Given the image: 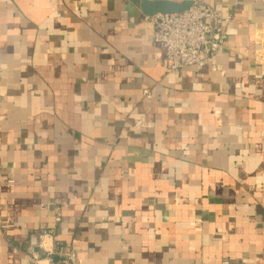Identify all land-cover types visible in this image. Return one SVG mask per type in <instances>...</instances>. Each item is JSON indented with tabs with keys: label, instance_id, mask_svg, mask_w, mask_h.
<instances>
[{
	"label": "crops",
	"instance_id": "1",
	"mask_svg": "<svg viewBox=\"0 0 264 264\" xmlns=\"http://www.w3.org/2000/svg\"><path fill=\"white\" fill-rule=\"evenodd\" d=\"M156 2L230 20L213 66L166 72ZM42 230L77 264H264V0H0V264Z\"/></svg>",
	"mask_w": 264,
	"mask_h": 264
},
{
	"label": "built area",
	"instance_id": "2",
	"mask_svg": "<svg viewBox=\"0 0 264 264\" xmlns=\"http://www.w3.org/2000/svg\"><path fill=\"white\" fill-rule=\"evenodd\" d=\"M146 20L153 27V43L164 49L167 73L187 67L213 66L215 55L223 49L225 28L230 22L221 12L202 3L191 4L177 13H157ZM144 96L151 97L148 92H144ZM13 184L12 181L5 183L6 186ZM50 235L49 230H42L38 237H31L30 246L37 248L38 252L30 251L25 264H77L78 257L72 248L48 246Z\"/></svg>",
	"mask_w": 264,
	"mask_h": 264
},
{
	"label": "water",
	"instance_id": "3",
	"mask_svg": "<svg viewBox=\"0 0 264 264\" xmlns=\"http://www.w3.org/2000/svg\"><path fill=\"white\" fill-rule=\"evenodd\" d=\"M165 4L161 3V2H156L155 3V7L157 8V10L155 11L156 13H162V14H165V13H177V12H181L183 10H179V9H175V8H172V9H162L160 7H164Z\"/></svg>",
	"mask_w": 264,
	"mask_h": 264
}]
</instances>
